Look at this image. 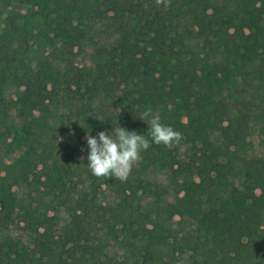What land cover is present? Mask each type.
Wrapping results in <instances>:
<instances>
[{
  "label": "trees",
  "instance_id": "1",
  "mask_svg": "<svg viewBox=\"0 0 264 264\" xmlns=\"http://www.w3.org/2000/svg\"><path fill=\"white\" fill-rule=\"evenodd\" d=\"M11 2L26 11L0 26V125L18 153L0 171V264H264V155L259 191L243 182L258 162L247 135H264V0H0V13ZM149 108L182 134L188 170L171 156L167 186L92 175L86 135L120 126L169 149L139 119ZM30 187L52 197L25 205Z\"/></svg>",
  "mask_w": 264,
  "mask_h": 264
},
{
  "label": "rangeland",
  "instance_id": "2",
  "mask_svg": "<svg viewBox=\"0 0 264 264\" xmlns=\"http://www.w3.org/2000/svg\"><path fill=\"white\" fill-rule=\"evenodd\" d=\"M26 11V7L16 3V2H11L9 6H7L5 9L2 10L0 13V26L2 25L3 20L5 19L7 13L9 12H20L24 13ZM108 42V41H107ZM34 50V47L32 48ZM84 51L88 53H84ZM82 51V49L75 50L74 54V62L77 64L81 65L87 62L89 59L90 55V48H87L86 50ZM29 58H33V53H30ZM189 74L184 75L181 79L178 80L176 83L177 86L182 87L184 90L182 94L185 95V92L189 86L188 81L190 76L188 77ZM17 93V90L15 87H8V89H5L3 92V98L5 102L9 103L11 102L15 95ZM1 106L3 105V102L0 104ZM57 106V107H56ZM55 108V111H54ZM53 108L52 111V116L51 120L55 119L59 114H66L67 111L63 108L61 103H57L55 107ZM9 114H13V111L10 110L8 112ZM248 139L250 140V150H249V155H252L255 157L258 162L255 167V172L252 176L247 177L246 179L243 180L244 184L251 186L254 191L257 193L259 191V188L262 184L261 179H260V161L261 158L264 155V135L262 134L261 130H259V127L252 126L251 131L249 133ZM6 142V143H5ZM8 140H5L4 136V129L0 125V171L5 167L6 164H8L12 158L16 157L18 153L16 152H6V144ZM53 147L58 148L61 143H63L62 139H56L53 140ZM141 159L139 162L135 163L132 168V172L135 171L136 173L139 174V178L141 179H146V180H156L162 183L164 186H167V175L164 171V167L166 166V161L169 159L171 160V156L174 157V166L173 170L177 174V176H181L182 173L188 170L190 164H191V156H192V150L187 148L186 146H179L177 148L171 147L168 150H164L162 148H157L154 145L150 144V147L146 151L141 152ZM75 162H77L75 160ZM76 165V164H75ZM33 167L35 165L33 164ZM162 167V168H161ZM19 190H22L20 188ZM21 192V197L25 201V205L30 204L32 207H35L36 205H43L44 201H48L52 195H49V198L44 195V192L46 190L42 187L40 189H34L32 187L22 190ZM246 217L243 218L241 221L240 225L246 228L247 222ZM261 221V215H256L254 220L251 221V224L256 223ZM175 222H178L176 219ZM14 231V234L17 235L18 230H12V233ZM187 256L184 257V260H182L179 264H192L191 260L186 258Z\"/></svg>",
  "mask_w": 264,
  "mask_h": 264
},
{
  "label": "clouds",
  "instance_id": "3",
  "mask_svg": "<svg viewBox=\"0 0 264 264\" xmlns=\"http://www.w3.org/2000/svg\"><path fill=\"white\" fill-rule=\"evenodd\" d=\"M171 0H155L157 6L169 7ZM148 7V5H145ZM149 125L151 142L163 144L171 148L179 143L182 134L160 121L158 115L152 110L146 109L140 114V118ZM88 145V168L97 178L118 179L125 182L135 163L141 159V152L150 147V141L144 135H138L134 131H128L120 126H114L112 132L100 131L97 136L86 135ZM138 195L142 192L138 191Z\"/></svg>",
  "mask_w": 264,
  "mask_h": 264
}]
</instances>
